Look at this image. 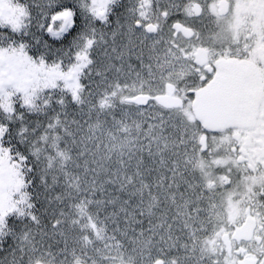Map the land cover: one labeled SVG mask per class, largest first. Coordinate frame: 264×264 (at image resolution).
<instances>
[{"label":"snow or ice","instance_id":"snow-or-ice-1","mask_svg":"<svg viewBox=\"0 0 264 264\" xmlns=\"http://www.w3.org/2000/svg\"><path fill=\"white\" fill-rule=\"evenodd\" d=\"M0 264H264V0H0Z\"/></svg>","mask_w":264,"mask_h":264}]
</instances>
